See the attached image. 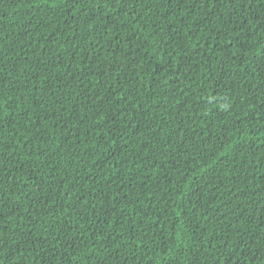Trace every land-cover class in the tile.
Instances as JSON below:
<instances>
[{"label": "trees", "instance_id": "obj_1", "mask_svg": "<svg viewBox=\"0 0 264 264\" xmlns=\"http://www.w3.org/2000/svg\"><path fill=\"white\" fill-rule=\"evenodd\" d=\"M0 264H264V0H0Z\"/></svg>", "mask_w": 264, "mask_h": 264}]
</instances>
